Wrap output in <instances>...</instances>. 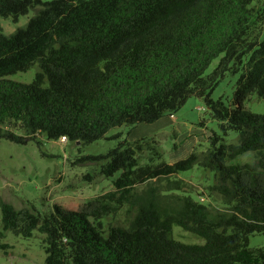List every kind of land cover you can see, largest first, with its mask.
<instances>
[{
    "label": "trees",
    "instance_id": "1",
    "mask_svg": "<svg viewBox=\"0 0 264 264\" xmlns=\"http://www.w3.org/2000/svg\"><path fill=\"white\" fill-rule=\"evenodd\" d=\"M256 0H0V16L32 10L24 27L0 32V140L18 144L48 140L89 144L113 127L151 123L176 111L194 95L203 100L223 136L174 163L138 166L127 141L104 154L78 161H102L100 173L114 189L103 195L139 211L128 228L100 230L96 213L64 210L41 214L33 206L16 208L0 198L3 232L29 238L43 235L44 264H264V249L250 248L249 236L264 234V114L247 110L251 94L264 99L263 16ZM221 56L211 73V61ZM37 66L32 80L9 75ZM240 73L231 104L211 93L226 72ZM118 137V135L114 136ZM38 142V141H37ZM251 163H227L246 153ZM153 155L160 158V153ZM152 159V158H151ZM214 172L207 186L227 211L189 195L159 194L157 186L137 185L190 170ZM180 181L168 190H180ZM93 217L94 222L89 220ZM180 227L203 240L172 238ZM7 247L0 243V249Z\"/></svg>",
    "mask_w": 264,
    "mask_h": 264
},
{
    "label": "rangeland",
    "instance_id": "2",
    "mask_svg": "<svg viewBox=\"0 0 264 264\" xmlns=\"http://www.w3.org/2000/svg\"><path fill=\"white\" fill-rule=\"evenodd\" d=\"M255 5L264 19V0H256ZM33 14L34 12L29 10L16 20L0 16V32L8 35L17 28L24 27ZM259 27L262 38L264 22ZM220 57L211 61L204 75L212 72ZM36 71L37 66H32L26 72H18L8 78L29 83ZM239 74L226 72L213 89L211 98L220 99L224 105L229 106ZM244 106L252 113L264 114V99L255 93L246 99ZM213 133L223 136L217 121L210 117L203 100L191 95L179 109L165 112L154 122L110 128L104 137L86 145L75 141L48 140L43 134L38 135V142L30 140L26 144L1 139L0 198L16 208L33 206L41 214L53 212L55 205L64 210L95 213L98 208L106 207V212L98 219L100 230L106 233L109 228L115 226L128 228L139 207L128 203L116 204L103 197L114 189L112 180L119 172L108 178L100 173L102 161L78 159L86 155L104 154L108 149L115 147L118 141H127L131 146H135L137 141L142 139L144 141L141 150L136 149L138 166L159 162L171 164L186 158L193 150L205 151L210 147V136ZM116 135L118 137H114ZM223 138L226 143L238 142L235 131H229ZM154 151L160 153V158L153 155ZM252 161L253 153L246 152L227 163L243 164ZM174 181H180V190H168ZM213 182L214 172L194 165L190 170L137 185L135 190L141 191L149 185H154L160 189L161 195H189L196 201H200L202 197L204 199L200 202L210 205L211 209L227 211L218 196L207 194V186ZM89 220L94 222L91 216ZM3 235L0 243L6 244L7 247L0 249V264H44L43 235L38 231H34L29 238L14 235L10 231L3 232ZM171 236L185 243L203 242L198 236L178 226L172 228ZM248 245L250 248L264 249V234L250 235Z\"/></svg>",
    "mask_w": 264,
    "mask_h": 264
},
{
    "label": "built area",
    "instance_id": "3",
    "mask_svg": "<svg viewBox=\"0 0 264 264\" xmlns=\"http://www.w3.org/2000/svg\"><path fill=\"white\" fill-rule=\"evenodd\" d=\"M170 116H172V115L170 114ZM60 140H61V141H65V138L62 137ZM203 199H204V198L201 197V198H200V201H203Z\"/></svg>",
    "mask_w": 264,
    "mask_h": 264
},
{
    "label": "water",
    "instance_id": "4",
    "mask_svg": "<svg viewBox=\"0 0 264 264\" xmlns=\"http://www.w3.org/2000/svg\"><path fill=\"white\" fill-rule=\"evenodd\" d=\"M78 143V142H77Z\"/></svg>",
    "mask_w": 264,
    "mask_h": 264
}]
</instances>
